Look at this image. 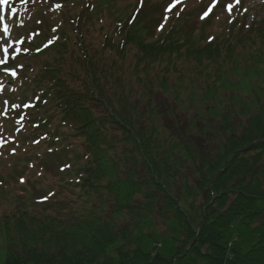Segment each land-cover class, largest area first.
I'll return each instance as SVG.
<instances>
[{"label":"trees","instance_id":"trees-1","mask_svg":"<svg viewBox=\"0 0 264 264\" xmlns=\"http://www.w3.org/2000/svg\"><path fill=\"white\" fill-rule=\"evenodd\" d=\"M103 4L101 0L99 6ZM153 6L145 4L135 14L132 23H129L133 18L130 16L128 21H119L115 26L118 28L115 32L119 33L118 44L122 48L129 46L138 51L133 76L135 82L141 85L140 90L134 91L132 85L127 88L116 80L113 73L108 79L101 62L97 61V53L88 50L83 37L85 34L78 30L75 41L81 71L70 67V71L66 72L63 56L69 52L68 36L64 31L54 35L59 42L54 43L53 51L56 55L53 63L44 64L30 81L38 88L32 93L33 112L30 114L25 110L23 113L25 123L22 132L25 133L20 142L40 140L39 144L33 143V146H39L40 152L47 150L45 158L53 155L51 153L56 149L55 155L49 160L38 157L43 160L40 167L44 168V172H49L55 167L51 165L52 160H57L59 176L70 180L62 182L60 188L65 185L78 190V196L84 202L82 211L75 223L67 227L60 226L59 230L68 239L72 229L79 230L80 233L78 239L75 237V242L67 246L66 239L64 242L58 239L55 242L52 240L53 235L44 239L53 229L48 225L49 231L45 227L36 236L28 233L34 237L22 243L23 247L19 248L12 241L8 227L6 230V225L11 226V229L12 225L4 218L0 220V226L4 225L0 230L8 235L13 247L11 251L3 248L5 252L2 254L5 257L3 260L0 257V264H172L175 256L183 253L194 239L192 247L175 264L234 263L237 249H233L236 252L234 257L228 258V247L223 239L229 228L236 223L252 226L257 236L255 244L244 252L246 264H264V89L257 88L258 108L256 107V112L249 114L245 123H240L242 130L237 132L233 122L237 114L234 104L251 102L244 108V112L255 108L247 95L239 97L234 93L230 94L229 100L234 102L232 109L231 106L228 107L231 112L218 111L220 115L224 113L223 127L222 123H216L219 121L216 117L207 119L203 117L204 113L203 116L197 114L193 118L182 120L183 117L175 113L178 112L175 110L177 108L171 109L170 103H166L163 98L158 100L155 89L157 86L161 91L165 89L164 94L168 98L174 95L172 106L177 101L185 102L184 91L188 89L171 85L173 83L168 78L171 70L165 69L164 73L152 71L154 64L165 60L172 64L175 57L182 55L195 57L199 61L205 58L218 62L223 48L235 51L238 44H244V40L257 36L260 37V47L263 48L264 24L255 23L253 27H248L245 20L243 23L236 20L230 24L224 37L210 35L209 37L214 38L211 42L209 37L208 40H202L203 33L201 35L193 33L190 28L173 26V30L159 32L156 39L151 40ZM109 7L111 8V4L107 6L108 9ZM79 17V14L72 17L71 23L79 24L76 19ZM110 41L112 40L106 36L102 49L111 50ZM40 42L39 40L38 43ZM261 52L260 49L253 57H258ZM226 62L228 60L222 58L220 64ZM226 76L227 74H220L221 81L228 88ZM68 78L78 80L80 85H73ZM12 82L19 90L20 83L13 79ZM133 82L132 79L131 83ZM106 83L110 84V91L106 89ZM190 85L202 89L197 82ZM240 89L249 93L254 88ZM202 90V96H205L199 101L205 103L212 100V92H217V98L220 88L209 82L205 94L204 89ZM136 94L138 97L133 98ZM220 103L222 100L218 99L215 105H207L206 110L216 115L217 105ZM188 104L194 105V102L190 101ZM99 108L102 110L98 111ZM165 118L171 119L172 127L164 124ZM197 122L203 125L199 126ZM214 123L228 133L224 141L215 136L206 139L208 143L217 139L216 154H212L210 150L200 152L193 134L206 137L205 129L218 134L220 128L216 130ZM69 125L72 134L65 137L61 130ZM45 134L47 138L41 140ZM71 137L78 138L81 143L75 145ZM70 142L75 149L70 150L68 161L64 160L65 164H62L58 159L64 158L59 155L66 152ZM250 144L249 149L240 151ZM207 148V145L203 146V150ZM237 151L238 154L229 162L226 170L221 171ZM25 161L31 162L28 159ZM66 164L71 167L60 171ZM145 169L147 176L144 178ZM215 174L217 175L210 188ZM54 190L50 191L49 198L56 194ZM140 199L144 201L141 202ZM108 206L112 209H108ZM203 212L205 217L199 230ZM129 214L136 220V224L130 226L128 222L120 228L116 222H121ZM156 215L162 217L166 223L165 232L169 234L170 231V237L174 240L171 259L158 251L152 253L144 250L135 241V234L141 225L152 224L151 219ZM21 221L16 220V227H21ZM85 240L88 243H84ZM129 242L135 247H130ZM1 249L0 244V251H4ZM79 253H82V257L72 258Z\"/></svg>","mask_w":264,"mask_h":264},{"label":"rangeland","instance_id":"rangeland-1","mask_svg":"<svg viewBox=\"0 0 264 264\" xmlns=\"http://www.w3.org/2000/svg\"><path fill=\"white\" fill-rule=\"evenodd\" d=\"M17 1L20 2L19 6L15 5ZM171 2L172 0H143V4L154 5L151 9L152 16L154 17L150 23L152 28L151 40H155L159 32L167 33L169 30L178 27L183 29L190 28L193 33H203L204 37L202 40H208L207 38L210 35H215L219 38L224 37L230 24L236 20L240 23H243L245 20L246 26L248 27H253L255 23L264 24V0H240L238 5L235 0H183L182 4L178 5L171 13H166L165 9ZM103 3L102 6H99L101 0H27V2H24V0H9V4L3 6L2 10H0V17H2L0 18V59L5 58L3 48L9 47L7 63L16 58L24 68L21 70V68L16 67L17 65L12 67L6 66L10 69L15 68L18 75L16 77L11 76V79H6V82H3L0 77V81L4 83V90L0 92V220L6 218L11 223L12 229L9 228L11 226L5 224L6 230L8 227L12 241L19 248L23 247L22 243H25V241H29L32 237L43 232L45 227L49 231V226L53 228L52 232H48L44 239L52 237L53 235L52 240L54 239L55 242L57 239L63 242L66 239L67 246L75 242V237L77 240V236L80 233L79 230L72 229L70 239H68L64 236L62 230H59L60 226L67 227L75 223L82 211L84 202L78 196V190L67 188L65 185H62L60 188L62 182L70 180L68 178L63 179L59 176V172L57 171L59 164L57 160H52L51 165L55 167L49 172H44V168L42 167V169L40 167L42 166L43 160H39L38 157L45 158L47 150L40 152L38 150L39 146H33L34 144L30 140L24 143L20 142L22 134L25 133L22 132L23 124L25 123V120L22 121V115L25 110L30 112V114L33 112L31 107H24L22 104L25 101L32 102V93L38 88L34 86V83L30 82L33 75L41 71L44 64L51 65L53 63L52 60L56 55L53 50L55 44L59 42V39L56 41L54 35L59 32L63 33L64 31L66 33L65 35L68 36L69 52H66L63 56V61L65 62L63 67L66 72L70 71V67L81 71V65L78 63L79 55L77 58L79 50L75 41V34L78 30L79 33L84 32L85 35L83 37L88 50L91 53H97V61L101 62L100 65L104 67L108 79L111 78V74L113 73L116 80L125 84L127 88L132 85L134 91L141 89V85L135 82V77L133 76L138 51L136 48L129 46L122 48V45L118 44L119 39L117 38L119 33L115 32L118 31V28H115L117 23L119 21L121 23L128 21L134 9L139 7L138 4L141 6V0H103ZM57 4L62 7L57 9L55 7ZM110 4L111 8L109 7L108 9L107 6H110ZM229 4L234 5L231 13L227 10ZM213 5L215 6L213 7ZM13 7L16 9L14 14L11 11ZM210 7L212 11L209 16L201 20V14ZM177 11H179V15L175 14ZM78 14L80 17L76 19L79 20V24L71 23L73 22L71 18L77 17ZM165 16L168 17L167 22L164 21ZM38 20L41 23H37ZM160 23H164V28L157 31ZM173 26L174 28L172 29ZM55 28L58 29L56 30ZM45 35L46 37H44ZM106 36L112 40L110 41L112 42L111 50L102 49ZM33 40L35 45L32 44ZM39 40L41 41L40 43H38ZM49 40L52 41L51 44H48ZM20 41H23V43H20ZM243 42L244 44H238L235 51L223 48V52L220 51L222 57L218 62H212L205 58L199 61L195 57L182 55L175 57L172 64L166 60L154 64L152 66L153 73H164L165 69H169L171 70V74L168 76L169 81L175 84L171 85L176 88L182 86L188 89L184 91L183 98L185 102L177 101L176 104H173V107L171 105L174 102L172 98L175 96L171 95L168 98L164 94L165 89L161 91L162 89H159L157 86L155 95L159 97L158 100L163 98L166 100V103H170L171 109L177 108L175 110L178 112L175 113H179L183 117L182 120H188L197 114L203 116L204 113L203 117H207V119L216 117L219 120L216 123L219 125L222 123L223 125L221 126L223 127L225 120L222 114L224 113L220 115L218 111H230L229 106L232 109L234 102L233 100H229L230 94L234 93L239 97H242L243 94L247 95L246 97L252 100V104L255 106L252 111H243L251 102L247 104L239 102L234 104L237 114L233 122L235 123L236 131L240 132L242 130L240 123H245L249 114L256 112V107L258 108L256 97L257 88L264 89V47H260L262 41L257 36L252 39H246ZM25 48L28 49L27 52L23 51ZM260 49L262 52L259 56L253 57ZM222 58L228 60V62L220 64ZM2 67L4 68L5 65H0V76L3 72ZM220 74H227L226 79L231 88H226L221 81ZM12 79L20 83L18 85L20 87H18L19 90L14 91V93L10 92L13 89L10 81ZM132 79L134 81L133 84L131 83ZM68 81L75 86L80 85L78 80L72 81L71 78H68ZM192 82H197L204 89V94L206 93L207 83H214L220 88L218 97L215 98L217 92H212L210 94L213 97L212 100L200 103L199 99L205 95L202 96L203 90L200 87L198 89L192 87L190 85ZM240 87L254 89H251L249 93H245L242 92ZM106 89L110 91L109 83H106ZM137 97L138 94L134 95L133 98ZM218 99L222 100V103L217 105L216 115H214L210 111H207L206 108L207 105H215ZM190 101H193L194 105L188 104ZM12 105H20V107H13ZM101 110V108L98 109V111ZM55 120H58V118ZM171 122L170 118L164 119V124L168 127ZM197 124L199 126L203 125L201 122H197ZM214 126L216 130L220 128L218 134H215L216 131L212 134L208 129H205L207 138L204 135L201 137L193 134V137L196 138L194 141L198 142L200 147V152L210 150L212 154H216L217 151L215 150L218 141L215 139V141L208 143L206 139L210 136H215L220 141H224L228 131L221 129L215 123ZM61 131L65 137L72 134L70 125L64 126ZM71 140L75 145L81 143L75 137H71ZM204 143L208 146L207 150H203V146H206L202 145ZM41 146H44V144ZM250 146L251 144L245 147L249 149ZM73 149L75 147L70 142L66 152L59 155L60 158L63 156L64 159H58V161L65 164L64 160L68 161V154ZM54 152L56 153V149ZM54 152L51 154L55 155ZM53 155H48L45 159L49 160ZM231 158L228 159L221 170H226ZM27 159L31 160V162L27 163L25 161ZM217 174L213 176L209 186L210 188ZM143 176L144 178L147 176L146 169L144 170ZM53 189H55L56 194L51 196L48 201L42 199L48 197V194ZM143 201L141 200V202ZM109 208L112 209L108 206ZM204 217L205 213L203 212L201 221L204 220ZM17 219L22 220L20 224L18 223L22 228L16 227L17 224L15 223ZM113 220L115 219L113 218ZM151 220L153 221L152 224H142L136 232V243L144 250L158 251L167 259H171L174 254V240L170 237L172 236L170 231L169 234L165 232L167 231L166 223L159 215H156ZM128 222L131 224L130 226L136 224V220L133 219L131 214L125 216L121 222L116 223L122 228ZM0 232L2 249L6 248L7 250L9 248V251H11L13 245H11L12 243H10L8 235L2 233L1 230ZM28 233H33L34 236ZM72 233H74V236H72ZM256 240L257 236L252 230V226L241 223H236L231 226L226 232L223 242H230V247L237 249V258L234 263L228 262L227 264H246L247 261L244 257V252L248 251L255 244ZM156 241L160 243V246L154 248ZM78 243H81V241ZM84 243H88V240H85ZM129 243L130 247H135L132 242ZM193 244L194 242H190L189 246ZM3 250L0 251L2 260L5 257L2 254V252H5V249ZM230 252L233 254V251ZM77 255L72 258L82 257V253ZM133 264L141 263L135 262Z\"/></svg>","mask_w":264,"mask_h":264},{"label":"snow or ice","instance_id":"snow-or-ice-1","mask_svg":"<svg viewBox=\"0 0 264 264\" xmlns=\"http://www.w3.org/2000/svg\"><path fill=\"white\" fill-rule=\"evenodd\" d=\"M24 2H27V0H24ZM182 2H183V0H172V2H171V3L168 5V7L165 9V12H166V13H171L174 9L177 8L178 5H181ZM235 2H236V4L238 5V4L240 3V0H235ZM8 4H9V0H0V10H2L3 6H6V5H8ZM214 6H215V5H213V7H214ZM55 7H56L57 9H59V8H61L62 6L59 5V4H57ZM141 7H143V0H141ZM233 8H234V5H232V4H229V5L227 6V10H228L230 13L233 11ZM180 10H182V9H180ZM11 11H12V13L14 14V13L16 12V9L13 7V8L11 9ZM211 11H212V8H211V7L208 8L206 11H204V12L201 14L200 19H201V20H204L206 17L209 16V14L211 13ZM175 14H176V15H179V11H177ZM0 18H2V17H0ZM134 19H135L134 17L131 18V19L129 20V23H132ZM167 19H168V17L165 16V17H164V21L167 22ZM37 23H41V21L38 20ZM163 28H164V23H160L159 26H158V28H157V31H160V30H162ZM53 31H55V29H53ZM212 39H214V38H213V37H209V42H211ZM5 43H7V41H5ZM20 43H23V41H20ZM51 43H52V41L49 40V41H48V44H51ZM46 46H47V45H46ZM38 50H39V49H38ZM18 51H19V50H18ZM23 51L27 52L28 49L25 48V49H23ZM3 53L5 54V58H4V59H0V65H6V64H7V54L9 53V47H4V48H3ZM16 67H18V68H22L23 65H17ZM3 72H4L6 75H10V76H12V77H16V76L18 75V73H17V71L15 70V68H11V69H10V68H8V67H6V66L3 68ZM3 88H4V84H3L2 82H0V91H2ZM37 99H39V97H37ZM12 106H13V107H20V105H12ZM23 106H24V107H34V105H31V104H25V105H23ZM177 119H180V117H177ZM36 127H38V125H36ZM46 138H47V134H45L44 136H42L40 139L43 140V139H46ZM32 143L39 144V143H40V140H33ZM49 151H52V149H49ZM69 167H71V166L66 164V165H64V166L60 169V171H64L66 168H69ZM21 182H23V180H21ZM42 199H47V197H44V198H42Z\"/></svg>","mask_w":264,"mask_h":264},{"label":"water","instance_id":"water-1","mask_svg":"<svg viewBox=\"0 0 264 264\" xmlns=\"http://www.w3.org/2000/svg\"><path fill=\"white\" fill-rule=\"evenodd\" d=\"M246 148H248V147H245L243 150H245ZM234 156H236V155H234ZM234 156L232 157V159L234 158ZM232 159H231V160H232ZM226 166H227V165H226ZM225 168H226V167H225ZM190 246H192V245H190ZM190 246H189V247H190ZM189 247H188V248H189ZM186 251H187V249H186ZM186 251H185L181 256H183V255L186 253Z\"/></svg>","mask_w":264,"mask_h":264}]
</instances>
